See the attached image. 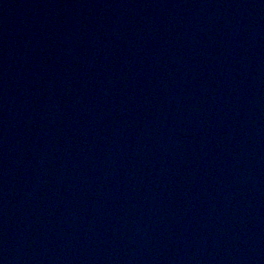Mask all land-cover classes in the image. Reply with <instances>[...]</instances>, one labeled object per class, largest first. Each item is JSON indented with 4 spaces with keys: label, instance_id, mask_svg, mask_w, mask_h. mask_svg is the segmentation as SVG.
Returning <instances> with one entry per match:
<instances>
[{
    "label": "water",
    "instance_id": "1",
    "mask_svg": "<svg viewBox=\"0 0 264 264\" xmlns=\"http://www.w3.org/2000/svg\"><path fill=\"white\" fill-rule=\"evenodd\" d=\"M0 264H264V0H0Z\"/></svg>",
    "mask_w": 264,
    "mask_h": 264
}]
</instances>
